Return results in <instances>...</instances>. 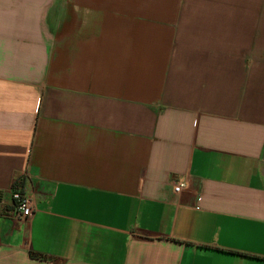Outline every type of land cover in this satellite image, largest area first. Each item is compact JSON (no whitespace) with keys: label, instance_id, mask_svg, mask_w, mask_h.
Instances as JSON below:
<instances>
[{"label":"crops","instance_id":"0c3cea01","mask_svg":"<svg viewBox=\"0 0 264 264\" xmlns=\"http://www.w3.org/2000/svg\"><path fill=\"white\" fill-rule=\"evenodd\" d=\"M0 192V264H264V0H0Z\"/></svg>","mask_w":264,"mask_h":264},{"label":"built area","instance_id":"2783aa9c","mask_svg":"<svg viewBox=\"0 0 264 264\" xmlns=\"http://www.w3.org/2000/svg\"><path fill=\"white\" fill-rule=\"evenodd\" d=\"M169 185L175 196L181 195L189 187L188 182L184 178H170ZM4 198V194L0 192V201ZM10 208L5 210L4 217L16 222L29 221L36 212L35 198L27 194L25 189L16 182L9 191Z\"/></svg>","mask_w":264,"mask_h":264},{"label":"trees","instance_id":"16d2710c","mask_svg":"<svg viewBox=\"0 0 264 264\" xmlns=\"http://www.w3.org/2000/svg\"><path fill=\"white\" fill-rule=\"evenodd\" d=\"M32 257H34L35 259L44 260V261L48 260V258H46L44 256H40V255H32Z\"/></svg>","mask_w":264,"mask_h":264}]
</instances>
